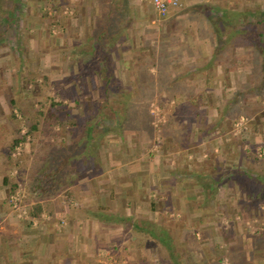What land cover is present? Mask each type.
I'll use <instances>...</instances> for the list:
<instances>
[{
	"label": "crops",
	"instance_id": "0c3cea01",
	"mask_svg": "<svg viewBox=\"0 0 264 264\" xmlns=\"http://www.w3.org/2000/svg\"><path fill=\"white\" fill-rule=\"evenodd\" d=\"M177 1L161 19L150 0H50L56 32L32 45L34 63L41 68L49 42L53 88L73 91L74 105L88 103L90 91L107 88L101 60L109 53L118 79L113 86L138 89L137 61L145 57L142 70L150 80L143 88L164 91L154 104L168 108L167 121L158 131L150 124L146 131L121 134L118 125L106 131L101 118L94 120L88 112L59 116L54 130L66 118L91 117L92 131L84 126L80 150L74 147L78 126L68 128L72 149L62 154L59 146L41 149L40 161L31 169L10 163V142L18 129L11 114H0V264H89L90 252L101 264L142 263L138 250L129 247L130 239L125 237L122 247L120 233L127 232L122 226L91 218L109 208L132 221L150 222L168 237L171 230L180 235L202 230L211 251L225 241L229 251L241 247L250 264H264V229L253 236L246 227L263 220L264 192L248 194L234 177L237 172L264 176V161L254 155L264 142V87L254 96L238 92L251 86L249 28L264 27V0ZM108 11H114L109 22ZM102 23L121 26L111 37ZM127 25L140 32L133 34ZM111 41L116 48L109 52ZM150 56L156 66H150ZM14 68L11 59L0 63V88L10 86L11 75L15 89L37 78L29 74L24 79L20 74L25 71ZM186 105L191 108L182 107ZM241 119L245 128L236 132ZM65 168L75 173L73 184L60 178ZM223 219L230 222L228 229L217 224ZM144 260L159 264L155 258Z\"/></svg>",
	"mask_w": 264,
	"mask_h": 264
},
{
	"label": "rangeland",
	"instance_id": "374dc122",
	"mask_svg": "<svg viewBox=\"0 0 264 264\" xmlns=\"http://www.w3.org/2000/svg\"><path fill=\"white\" fill-rule=\"evenodd\" d=\"M27 1L26 7L21 11L20 20L18 24H15L9 31L6 32L4 40L0 41V63H4L11 59L12 64L14 65L15 71L18 73L19 70H24V74H20L26 79L29 77V74H36L37 78H31L27 83H19V85H23L24 88L20 89L19 87L15 89L14 76L12 75L9 78L10 86L6 88H0V114H8L13 116V124L15 125L18 132L14 135V139H19L18 142L11 148L10 152V163L15 164L16 166L28 165L31 169H34V164L40 161L41 153L39 154L41 149H48L52 146L59 148L60 152L66 153L72 149L73 142L68 137V132L73 125L78 126L79 134L75 133V139L82 138L83 131H85V120L83 119H74V118H66L63 121V126L59 125L58 130H54L53 122L54 119L59 118V116H69L71 113H82L87 114V112H91L94 110L95 114H100L104 109V91L102 89H97L95 91H90V97L86 98L88 103L83 105L72 104V99L74 97L73 91H69L67 89H54L51 84V78L49 74V66H50V57H49V42L46 44L48 53L47 59L43 58L42 61L47 64V67H38V64L34 63V55H35V47L33 46L36 42L42 41L45 39L46 34L50 33L53 35L56 32V16L55 10L51 7L50 0H25ZM148 3V0H146ZM66 13H70L69 10L65 11ZM74 14V12H72ZM71 15V14H70ZM113 16V15H112ZM119 27V26H118ZM126 28H132L133 34H136L137 27L133 25L125 26ZM254 29V27H251ZM110 32L114 35L118 30L117 26H110ZM140 32V27L138 29ZM46 31V32H45ZM41 34L42 37L40 36ZM112 37V35H109ZM39 37L40 40L37 41ZM48 40V39H46ZM16 41H19L20 46L16 44ZM33 41V45H32ZM44 41V40H43ZM35 42V43H34ZM39 44V43H38ZM109 52L116 48V44L111 41L107 44ZM23 55V56H22ZM45 56V57H46ZM20 60H19V59ZM112 59V57H110ZM252 59V58H251ZM36 61V60H35ZM39 60H37L38 62ZM22 62V64H21ZM139 69L137 74L135 75V83L137 81L142 84L139 85L138 89L126 90L119 89V91H125L132 95V105L133 112H131V119L133 123L140 122L136 124H132V127H125L121 130V134L130 131L142 132L148 130L150 124L153 129L156 131L161 128L162 125L166 124L165 113L167 112V107L155 105L154 102L159 95H162L164 92L161 89H144L143 87L147 84L145 81L150 80V75L146 73L143 68L146 69L147 60L145 57L139 58L138 61ZM115 63V62H114ZM63 64V63H62ZM64 65V64H63ZM143 67V68H142ZM42 70V71H40ZM115 65H114V81L111 86L115 85L118 82V79L115 77ZM40 71L41 74L38 73ZM7 73V72H6ZM44 75V76H43ZM19 76V75H18ZM39 78L40 82H39ZM158 78H162V74L158 75ZM68 77L66 78V81ZM145 79V80H144ZM28 80V79H27ZM102 84V82H101ZM157 84V83H155ZM144 85V86H143ZM10 87L11 90L8 88ZM85 94L84 96H86ZM82 95H79L81 98ZM87 97V96H86ZM110 97V95H109ZM79 101H84L80 99ZM112 99H115L111 97ZM122 99V98H120ZM14 101L13 103L10 101ZM78 101V102H79ZM121 101V100H119ZM122 102V101H121ZM153 102V103H152ZM71 104V105H70ZM121 104V103H120ZM144 105L145 108L139 110L140 106ZM138 108V109H137ZM119 109V108H118ZM108 113V110H105ZM104 111V112H105ZM98 118H101L98 116ZM135 120H134V119ZM38 121L37 128L32 131V133L28 132V128L34 121ZM15 121V122H14ZM241 121H243L241 123ZM61 123V122H59ZM241 123V124H240ZM101 126L106 125V123L101 122ZM109 123H107L108 125ZM58 126V125H57ZM62 128V129H61ZM69 128V129H68ZM108 128L113 129L115 126L110 123ZM107 128V129H108ZM245 128V121L240 120L236 123L235 130L236 132H240ZM82 130V131H81ZM57 131V132H55ZM73 132V131H72ZM53 133V136H52ZM58 133V134H57ZM111 134V133H109ZM61 135V136H60ZM10 142V146L13 144V140ZM74 139V140H75ZM78 141V143H79ZM6 144V138L4 141ZM71 142V145L70 143ZM148 144L150 145V138L147 139ZM74 143V147L78 144ZM158 141L155 140V147L158 146ZM59 146V147H58ZM35 147L37 149V154H35ZM264 149V142L261 146L258 147V150L255 151V157L257 159H262L264 161V155L259 156L258 152ZM81 150V149H80ZM36 155V156H35ZM21 168V166L19 167ZM60 178L63 177L65 182L74 183V179H76L75 173L70 168H65L59 174ZM93 177V176H92ZM66 188V187H62ZM129 208V207H128ZM264 211L263 208L261 209ZM109 213L113 211L109 208ZM119 214L118 211L115 212ZM136 217V216H135ZM143 217V216H139ZM146 218V217H144ZM137 220V219H136ZM141 221V219H140ZM145 221V220H144ZM217 224L219 227H223L224 229H228L230 227V222L228 220H217ZM250 226V234L253 236H257L264 229V218L263 220H252L251 224H247L246 227ZM254 226V227H253ZM256 228V229H255ZM204 230V229H203ZM114 232L111 230V233ZM116 234V233H112ZM122 237V247L127 244V237L125 232H121ZM184 235H187L183 238ZM175 233L171 230V234L169 238L171 239V243L175 248L176 252L180 255V259L182 261H186L187 264H250V262L244 258L243 251L241 247L236 246L231 251L228 250L227 242L222 241L216 247H213L212 251L210 248V244L208 242H203L205 239V233L202 230H196L195 232H191L188 234ZM126 240V241H125ZM142 244L147 248L143 249L142 252L138 251L139 256L138 259H151L155 258L159 262V264H171L169 260V256L167 251L162 249L161 245L156 241L152 242L151 240H144ZM238 245V243L236 244ZM94 248L92 244V249ZM91 251V250H90ZM137 253V255H138ZM89 260L91 261L89 264H101L98 262V255L96 256L93 252L89 253ZM101 255V254H100ZM128 256H131L130 252ZM136 256V254H135ZM103 261V260H101ZM145 261V260H144ZM146 262V261H145ZM147 263V262H146ZM157 263V262H156ZM142 264V263H138ZM150 264V263H148Z\"/></svg>",
	"mask_w": 264,
	"mask_h": 264
},
{
	"label": "trees",
	"instance_id": "16d2710c",
	"mask_svg": "<svg viewBox=\"0 0 264 264\" xmlns=\"http://www.w3.org/2000/svg\"><path fill=\"white\" fill-rule=\"evenodd\" d=\"M26 5H27V1L25 0H0V41L4 40L6 32L9 31L10 28H12L15 24H18L20 20L21 11L26 7ZM113 13L114 11L107 12V15H106L107 22H109L108 17H110V15L112 16ZM262 16H264V12ZM206 17L209 18V12H207ZM104 24L102 23L101 29H104V31H106L105 34L113 36V34H111L110 29H109L111 25L108 24L105 26ZM257 26L259 27L258 24H255V25H252L254 29L249 28V32L251 36L250 37V48H251L252 67H253L251 86L249 89H246L244 92H242L241 90L238 91L244 94H248V91H249L250 94H252L253 96H254L253 92L258 93L259 90L264 87V27L258 28ZM245 30H248V29L245 28ZM16 44L20 46L19 41H16ZM154 60H155L154 57L150 58V66H156V64L154 63ZM101 64L103 67L102 69L105 71L102 78H103L104 83L106 84L105 86L107 87L105 90H103L104 96H106L105 101H104L105 104L103 107L104 110L99 115L95 114L94 110L91 112H88V115L93 116L94 120L97 119V115L100 116L101 121L103 123L104 122L106 123V125L104 126L102 125L106 131H109L108 125L110 123H112L114 126L118 125L119 130H123L127 126L132 127L133 126L132 124L137 123V122L133 123L131 119V112H133V108H134L132 105V99H131L132 95L125 91H121V90L119 91V89L115 88V86H111L112 81L115 80L113 76L115 63L112 59H110L109 53H107L106 58L101 60ZM175 76L178 77L177 75ZM111 97L115 99H112ZM119 100H121L122 102ZM11 102L13 103L14 101H11ZM235 102H236V106H235V110H236L239 103L238 101H235ZM182 107L187 110L191 108V106L189 105L182 106ZM144 108L145 106L142 105L140 106L139 110L144 109ZM106 109L108 110V113H106L105 111ZM235 110H234V107L232 106V111H235ZM90 119L91 117L85 120L84 126L86 127L89 126L90 131H92L94 121L90 122L91 121ZM107 123L109 124L107 125ZM37 124H38V121L37 120L34 121L32 125L29 126L28 132L32 133V131L37 128ZM89 138H91V133L88 134V139ZM18 140L19 139L13 140V144L11 147H13L18 142ZM83 143H84L83 140H80L79 143L76 145V147L81 149L83 146ZM66 161H67V157L66 155H63V161L61 162L64 163ZM75 172L77 174L78 172H81V171L76 170ZM54 174L55 172L52 173V175ZM234 177L237 178V181L241 184L243 190H245L248 194L249 193L253 194L257 192V190H259L258 192L261 191V193L264 192V176L263 178H257V177L249 176L248 173L246 172H237L235 173ZM100 210L106 211L105 208H100ZM92 216L93 217L91 218L93 220H97L100 222H107L110 224L112 223L114 225L122 226L123 229L127 231L126 232L127 239H130L129 247H132L133 251L138 250L142 252L145 247L142 244V242L144 240L154 239L160 245L164 247L165 251H167L171 264H187L186 261L183 262L182 259H180V255L176 252L175 248L173 247L171 243V239L168 237V234L162 233L161 230L155 227V225H153L152 223L146 222V221H134V220L132 221V218L130 217L125 218V217L119 216L116 213H109V212L103 213L99 210L97 212H94ZM130 227L132 228L129 230ZM138 262H142V264H146L144 260H141V259H138Z\"/></svg>",
	"mask_w": 264,
	"mask_h": 264
},
{
	"label": "built area",
	"instance_id": "2783aa9c",
	"mask_svg": "<svg viewBox=\"0 0 264 264\" xmlns=\"http://www.w3.org/2000/svg\"><path fill=\"white\" fill-rule=\"evenodd\" d=\"M150 1H151L152 7H153L156 15L161 19H164L165 17H167V15L169 13V9L171 7H177L179 5L177 0H150ZM242 122L243 121H241V123ZM258 155L263 156L264 155V149H261L258 152Z\"/></svg>",
	"mask_w": 264,
	"mask_h": 264
}]
</instances>
